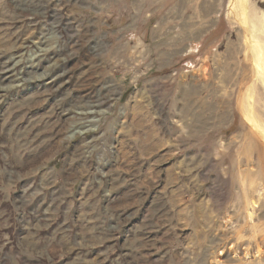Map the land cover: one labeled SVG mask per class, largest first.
Masks as SVG:
<instances>
[{
  "label": "rangeland",
  "instance_id": "obj_1",
  "mask_svg": "<svg viewBox=\"0 0 264 264\" xmlns=\"http://www.w3.org/2000/svg\"><path fill=\"white\" fill-rule=\"evenodd\" d=\"M256 44L264 0H0V264H264Z\"/></svg>",
  "mask_w": 264,
  "mask_h": 264
},
{
  "label": "bare ground",
  "instance_id": "obj_2",
  "mask_svg": "<svg viewBox=\"0 0 264 264\" xmlns=\"http://www.w3.org/2000/svg\"><path fill=\"white\" fill-rule=\"evenodd\" d=\"M242 3L245 1V0H240ZM243 13H245L244 11V8H243ZM251 22V21H250ZM255 51H257V55H256V64L258 67H262V70L264 71V53L262 51V49L259 47L258 44H256V49ZM262 54V56H261ZM231 55V53L229 54ZM259 56V57H258ZM230 58H232V56H230ZM232 70L229 69V66H226L225 67V72L223 73L222 75V78H221V85H222V88L224 89H227V87L230 86V82H232ZM81 131V130H80ZM82 132V131H81ZM243 188V187H242ZM246 195V194H245ZM246 203H248V201L246 200ZM250 216V215H249ZM252 219V218H251ZM241 229H243V227H241ZM223 235V233H222ZM228 235V234H227ZM222 239H226L225 237L222 238Z\"/></svg>",
  "mask_w": 264,
  "mask_h": 264
},
{
  "label": "crops",
  "instance_id": "obj_3",
  "mask_svg": "<svg viewBox=\"0 0 264 264\" xmlns=\"http://www.w3.org/2000/svg\"><path fill=\"white\" fill-rule=\"evenodd\" d=\"M146 22L151 23V18H148Z\"/></svg>",
  "mask_w": 264,
  "mask_h": 264
},
{
  "label": "trees",
  "instance_id": "obj_4",
  "mask_svg": "<svg viewBox=\"0 0 264 264\" xmlns=\"http://www.w3.org/2000/svg\"><path fill=\"white\" fill-rule=\"evenodd\" d=\"M229 129H227V131H228Z\"/></svg>",
  "mask_w": 264,
  "mask_h": 264
}]
</instances>
